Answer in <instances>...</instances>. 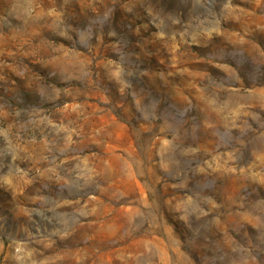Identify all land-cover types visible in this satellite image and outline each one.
Wrapping results in <instances>:
<instances>
[{"label": "rangeland", "instance_id": "obj_1", "mask_svg": "<svg viewBox=\"0 0 264 264\" xmlns=\"http://www.w3.org/2000/svg\"><path fill=\"white\" fill-rule=\"evenodd\" d=\"M0 264H264V0H0Z\"/></svg>", "mask_w": 264, "mask_h": 264}, {"label": "trees", "instance_id": "obj_2", "mask_svg": "<svg viewBox=\"0 0 264 264\" xmlns=\"http://www.w3.org/2000/svg\"><path fill=\"white\" fill-rule=\"evenodd\" d=\"M243 153H241V155H242Z\"/></svg>", "mask_w": 264, "mask_h": 264}]
</instances>
